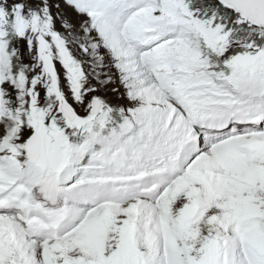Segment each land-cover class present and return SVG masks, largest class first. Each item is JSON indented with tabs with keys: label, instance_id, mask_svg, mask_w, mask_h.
<instances>
[{
	"label": "snow or ice",
	"instance_id": "1",
	"mask_svg": "<svg viewBox=\"0 0 264 264\" xmlns=\"http://www.w3.org/2000/svg\"><path fill=\"white\" fill-rule=\"evenodd\" d=\"M0 264H264V0H0Z\"/></svg>",
	"mask_w": 264,
	"mask_h": 264
}]
</instances>
